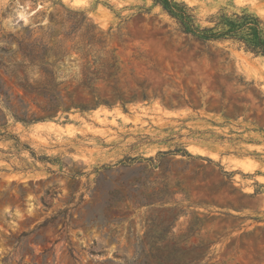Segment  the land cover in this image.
<instances>
[{
  "label": "rangeland",
  "instance_id": "obj_1",
  "mask_svg": "<svg viewBox=\"0 0 264 264\" xmlns=\"http://www.w3.org/2000/svg\"><path fill=\"white\" fill-rule=\"evenodd\" d=\"M200 28L264 0H176ZM264 33V28H263ZM55 66L65 107L16 74ZM115 73L79 85L84 67ZM95 100L99 105L95 104ZM264 264V56L152 0H0V264Z\"/></svg>",
  "mask_w": 264,
  "mask_h": 264
},
{
  "label": "trees",
  "instance_id": "obj_2",
  "mask_svg": "<svg viewBox=\"0 0 264 264\" xmlns=\"http://www.w3.org/2000/svg\"><path fill=\"white\" fill-rule=\"evenodd\" d=\"M155 6H159L170 18L177 24L179 31L202 42H222L231 41L237 43L246 52L254 55L264 56V22L258 17L250 14L245 10L239 12L228 13L225 9H221L215 17L212 27L200 28L196 24V16L193 9L182 2L176 0H152ZM28 50L22 54L24 61H27L31 67L37 70V79L29 82L26 68L21 69V74H16L15 78L19 87L24 93H34L45 100L50 114L41 119H32L27 121L24 118H17V121L23 123H36L38 121L52 120L56 118V114L62 111L68 114L71 109L86 111L83 106H75L71 100V93H66V98L70 102V106L65 107L62 103V97L55 90L53 85L56 76L54 63H50L49 57L44 52L34 54V45L27 46ZM115 61L113 64L106 66L104 69L92 70L90 66L82 69L79 85L86 89L95 99L94 83L99 79H108L115 73ZM95 104L100 103L95 100ZM150 264H182L181 261L169 260L167 258H152Z\"/></svg>",
  "mask_w": 264,
  "mask_h": 264
}]
</instances>
